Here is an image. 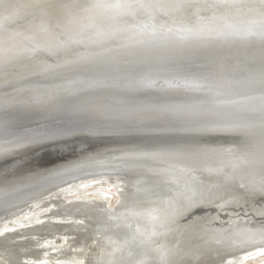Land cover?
Returning <instances> with one entry per match:
<instances>
[{
	"label": "bare ground",
	"instance_id": "6f19581e",
	"mask_svg": "<svg viewBox=\"0 0 264 264\" xmlns=\"http://www.w3.org/2000/svg\"><path fill=\"white\" fill-rule=\"evenodd\" d=\"M262 32L261 0H0V161L68 139L40 129L70 109L109 121L115 106L134 109L126 98L202 114L208 136L253 137L264 131ZM138 93L161 100L145 105ZM16 109L37 114L22 132L2 131ZM253 142L125 147L0 189V264L264 255V142Z\"/></svg>",
	"mask_w": 264,
	"mask_h": 264
},
{
	"label": "water",
	"instance_id": "95a60500",
	"mask_svg": "<svg viewBox=\"0 0 264 264\" xmlns=\"http://www.w3.org/2000/svg\"><path fill=\"white\" fill-rule=\"evenodd\" d=\"M132 98H142L145 105H150L153 102L161 100L155 96H150L146 93H138L137 96H129ZM129 100L134 109H127L121 106L112 108L113 118L122 117L120 115L134 112L138 110L139 106H133V102ZM142 106V105H141ZM126 107V106H125ZM136 108V109H135ZM10 116L16 120L9 121L2 124V131L4 132H22L23 126L27 124V120L36 115L37 111L33 112L22 109L12 110ZM68 113H63L55 119L50 120L49 125L44 129L50 132L47 133H61L64 136L69 135L68 139H63L56 143L34 147L17 156L0 161V189L14 188L25 184H30L38 181L47 175L49 172L53 174L54 171L65 166L79 162L83 159L95 157L96 155H105L110 151L117 149H149V150H174L167 148H196L204 145H217L218 142H226L223 144H241L245 146L247 142H264V131L254 133L253 137H248L250 134L241 133L237 136H208L207 134L197 133L194 135H173V134H129L127 132H120L114 134H95L87 135L85 130L93 128L97 124L113 123L112 118L109 121H96L89 118L85 122V115L79 114L75 110H68ZM92 117V116H91ZM5 121L7 119H4ZM49 121V120H48ZM88 131V130H87ZM124 131V130H123ZM126 131V130H125ZM86 134V135H85ZM254 143V142H253ZM250 143V144H253ZM58 171V170H57ZM56 173V172H55ZM44 176V177H45Z\"/></svg>",
	"mask_w": 264,
	"mask_h": 264
},
{
	"label": "snow or ice",
	"instance_id": "6c2138e0",
	"mask_svg": "<svg viewBox=\"0 0 264 264\" xmlns=\"http://www.w3.org/2000/svg\"><path fill=\"white\" fill-rule=\"evenodd\" d=\"M261 3H264V0H261ZM260 82L264 84V75L261 76ZM218 115L224 116L225 114L219 113ZM89 118L95 119L86 114L85 122ZM2 119L3 117H0V120ZM112 122L117 127L137 128L144 132L163 131L173 135H194L206 130L202 114L192 113L180 107L138 109L125 116L112 118Z\"/></svg>",
	"mask_w": 264,
	"mask_h": 264
},
{
	"label": "rangeland",
	"instance_id": "374dc122",
	"mask_svg": "<svg viewBox=\"0 0 264 264\" xmlns=\"http://www.w3.org/2000/svg\"><path fill=\"white\" fill-rule=\"evenodd\" d=\"M116 199L113 200V204H115ZM48 214V211L41 213L42 216ZM34 217H31L30 219L33 220ZM59 245L63 243L61 239L58 240ZM63 245V244H62ZM264 261V255L263 254H254V255H249L247 258V261H244L242 264H261V262ZM51 264H58L57 262H52Z\"/></svg>",
	"mask_w": 264,
	"mask_h": 264
}]
</instances>
